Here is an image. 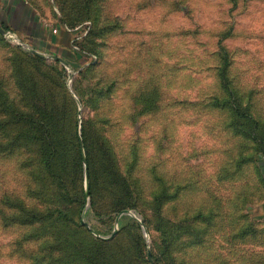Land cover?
Instances as JSON below:
<instances>
[{
  "label": "rangeland",
  "instance_id": "374dc122",
  "mask_svg": "<svg viewBox=\"0 0 264 264\" xmlns=\"http://www.w3.org/2000/svg\"><path fill=\"white\" fill-rule=\"evenodd\" d=\"M27 2L42 13L54 4ZM104 4L133 31L107 40L115 43L101 48L79 92L72 66L40 62L25 40L0 32V264H35L48 251L58 260L68 241L90 250L94 264H264V154L256 160L260 145L234 132L223 103L233 89L264 123V0ZM221 46L230 89L219 76ZM99 79L113 86L95 102L90 83ZM82 126L94 176L87 202L84 163L60 173L59 187L41 155L45 135L74 148ZM95 136L115 152L109 165ZM124 210L133 214L117 221ZM68 254L71 264H91Z\"/></svg>",
  "mask_w": 264,
  "mask_h": 264
},
{
  "label": "trees",
  "instance_id": "16d2710c",
  "mask_svg": "<svg viewBox=\"0 0 264 264\" xmlns=\"http://www.w3.org/2000/svg\"><path fill=\"white\" fill-rule=\"evenodd\" d=\"M106 1L107 0H54V4L57 6L60 12L61 21L69 29L75 30V28L86 23L88 26L87 33L80 39L74 41V45L77 47V49L73 50V52L70 53L66 52L64 56V58L69 62L70 66H72L73 69L77 71V78L74 79L73 85L74 90L78 92L79 90H81L83 79L88 77L91 72L93 73L95 71H98L95 67H97V65L102 62L101 58L103 56V52L101 48L108 47L107 38L117 32H121V30L123 29L122 22L120 21L118 16H111L104 11V3ZM1 27L4 28L3 25H1ZM220 52L222 56V65L220 68L219 76L223 86L227 89H230L231 82L228 78V71L231 62L229 52L224 46H221ZM32 56L40 62L46 61V59L42 56L36 54H32ZM54 63L61 62L59 60H55ZM61 68L67 77L71 75L70 73L68 74V70L65 66L62 65ZM101 83L102 81H100V79L95 83H90V88L93 94L96 96L94 99L95 102L104 100L107 95L106 92L111 91V87L113 86L111 84H105L103 86L100 85ZM227 91L229 97L228 100L223 101V103L228 104V107L232 109L233 114H235L236 116V118L232 119L231 126L234 132L239 133L243 137L250 138L252 141H256L260 145L258 152L259 154L257 155L256 160L262 162L264 154V123L262 122L261 118H259V115H257L250 106L244 105V107H242V104L235 98V92L233 89ZM30 94H32V90H30L29 95ZM65 96L73 101L71 94L67 91H65ZM82 102H84V100ZM61 106L62 105L57 104L50 110H58ZM39 111L45 112L47 110L40 109ZM46 115L48 114L46 113ZM49 117L53 116L49 113ZM57 124L58 123H55V120L53 118L50 121L49 128H53L57 126ZM78 132L79 131L74 129L73 133H75L74 137L75 141H77L76 147H74L75 149L67 144V139L61 140L58 138H54V136L51 135H45V139L43 140L42 144L41 155L44 157V163L47 164L48 170H50L52 179L54 181L55 179H57L59 187H65V185L61 182V174L65 172L70 164H73V167L79 168L82 172L84 163V166H86L85 172H88L89 180L88 189L86 190V200L89 194L90 196L92 194L93 197V166L91 167V156L89 155L86 128L82 126L81 132ZM95 138H99L101 143H103V145L101 146V151H103L105 155V161L109 165L110 161H113V155L115 154V152L109 145L105 144L107 140L106 138H100V136H95ZM82 146L85 151H83ZM70 156L72 157V160L69 159ZM260 170L264 176V165L260 167ZM109 179L111 183L112 178L110 177V175ZM112 186L113 185H110V187ZM115 191L116 190H113L112 192L114 193ZM86 202H84V198L81 199L82 206H84V204L86 205ZM49 215V217L53 216L51 213H49ZM34 218L35 216L32 215L31 220L28 221V224H33L35 222ZM53 219L55 221L60 220L61 215L59 214L56 218L54 217ZM87 231L89 233L96 232L98 234V232L91 227L89 230L87 229ZM45 240L47 241V239ZM69 248L74 251L75 254H79V256L76 258L77 262L86 260L88 262L90 261V250H84V248L80 245L73 244L68 241V245L65 246L64 249H62L63 254L60 258H58V260H56L55 257L52 259H48V256H50V252L48 251L45 256L37 255L34 258L35 264H58L57 261L62 262L66 260L68 264H71L72 262L68 254ZM89 263L94 264L93 260Z\"/></svg>",
  "mask_w": 264,
  "mask_h": 264
},
{
  "label": "crops",
  "instance_id": "0c3cea01",
  "mask_svg": "<svg viewBox=\"0 0 264 264\" xmlns=\"http://www.w3.org/2000/svg\"><path fill=\"white\" fill-rule=\"evenodd\" d=\"M112 16L121 18L124 25L121 32L109 36L107 40L132 33L133 30L126 27L124 23V16L121 17L120 14ZM0 18L3 24L17 37L25 40L29 46L43 53L45 57L58 56L65 59L66 52L70 53L76 49L73 47L74 37L79 33L81 34L83 29H88L86 24H84L85 26L81 25L78 30L69 29L61 21L60 12L56 5L52 4V8L42 13L34 6L29 5L27 0H0ZM144 39L140 40V45L145 46L147 41ZM113 43L115 42H107V46H112ZM257 214L264 219V203L258 209Z\"/></svg>",
  "mask_w": 264,
  "mask_h": 264
},
{
  "label": "water",
  "instance_id": "95a60500",
  "mask_svg": "<svg viewBox=\"0 0 264 264\" xmlns=\"http://www.w3.org/2000/svg\"><path fill=\"white\" fill-rule=\"evenodd\" d=\"M0 32L3 33V34H7V30L4 29V28H2L1 25H0ZM30 50H31L33 53H35V54H37V55H39V56H45L43 53L39 52L38 50H36V49H34V48H30ZM47 57H49V58H53V59H55V60H59V61L62 62V63L68 68V69H70V64H69V62L66 61L65 59L60 58V57H58V56H47ZM86 179H87V182H88V172H87V171H86ZM123 214H130V215H131V214H133V212H131V211H129V210H124V211H122V212L119 214V216L117 217V221L119 220L120 216H122ZM82 223H83L84 225H87V226H88V224H87L84 220L82 221ZM141 224H142L143 228H145V223H144L143 221H141ZM116 231H117V229L114 230V232H113L112 235L107 236V237H102V239H105V240L111 239V238L114 236V234L116 233ZM149 255H150V253H149ZM153 264H155V263H153Z\"/></svg>",
  "mask_w": 264,
  "mask_h": 264
},
{
  "label": "built area",
  "instance_id": "2783aa9c",
  "mask_svg": "<svg viewBox=\"0 0 264 264\" xmlns=\"http://www.w3.org/2000/svg\"><path fill=\"white\" fill-rule=\"evenodd\" d=\"M84 26H85V25H84ZM86 26H87V23H86ZM80 27H81V26L75 28V30L80 29ZM85 31H86V28L83 29V32H81V34L79 33L78 35H76V36L74 37V39H73V47H74V48L77 49V47L74 45V41L80 39L83 35H85V33H86ZM6 35H7L8 37H10V38H17L16 35H15V33L12 32L11 30H8ZM28 47H29V46H28Z\"/></svg>",
  "mask_w": 264,
  "mask_h": 264
}]
</instances>
